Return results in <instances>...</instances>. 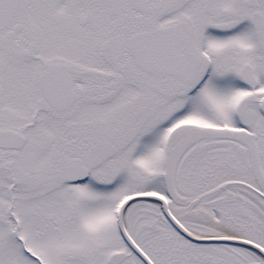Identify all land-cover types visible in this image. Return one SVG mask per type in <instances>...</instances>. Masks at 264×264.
Masks as SVG:
<instances>
[{"label": "snow or ice", "instance_id": "6c2138e0", "mask_svg": "<svg viewBox=\"0 0 264 264\" xmlns=\"http://www.w3.org/2000/svg\"><path fill=\"white\" fill-rule=\"evenodd\" d=\"M0 264H264V0H0Z\"/></svg>", "mask_w": 264, "mask_h": 264}]
</instances>
